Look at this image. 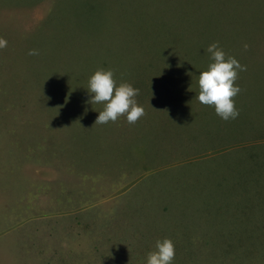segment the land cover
<instances>
[{"label": "rangeland", "instance_id": "1", "mask_svg": "<svg viewBox=\"0 0 264 264\" xmlns=\"http://www.w3.org/2000/svg\"><path fill=\"white\" fill-rule=\"evenodd\" d=\"M0 37V264H147L164 238L172 264H264V0H0ZM214 42L246 67L234 120L197 99ZM98 68L135 124H95Z\"/></svg>", "mask_w": 264, "mask_h": 264}, {"label": "clouds", "instance_id": "2", "mask_svg": "<svg viewBox=\"0 0 264 264\" xmlns=\"http://www.w3.org/2000/svg\"><path fill=\"white\" fill-rule=\"evenodd\" d=\"M6 47L7 40L0 37V49ZM244 47L247 49L248 45ZM207 52L210 63L199 74L197 99L203 105L214 107L216 115L222 120H234L239 116L234 98L241 92L235 81L239 72L246 71V67L235 57L228 56L218 42L210 44ZM38 54L35 49L29 51V55ZM87 90L91 95V104L104 105L95 124L114 123L121 116H126L129 124H135L145 115L144 108L135 99L139 89L123 80L117 84L112 70L98 68L89 78ZM174 259L175 246L169 238L158 239L154 250L147 254V264H172Z\"/></svg>", "mask_w": 264, "mask_h": 264}]
</instances>
